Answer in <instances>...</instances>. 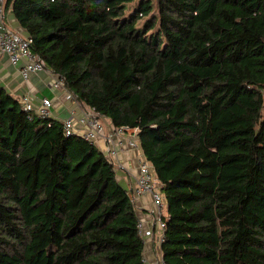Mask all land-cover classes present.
<instances>
[{
	"label": "trees",
	"instance_id": "1",
	"mask_svg": "<svg viewBox=\"0 0 264 264\" xmlns=\"http://www.w3.org/2000/svg\"><path fill=\"white\" fill-rule=\"evenodd\" d=\"M135 1L5 13L77 100L138 129L167 201L165 264H264V0H140L127 16ZM139 221L95 144L0 90V264H146Z\"/></svg>",
	"mask_w": 264,
	"mask_h": 264
},
{
	"label": "built area",
	"instance_id": "2",
	"mask_svg": "<svg viewBox=\"0 0 264 264\" xmlns=\"http://www.w3.org/2000/svg\"><path fill=\"white\" fill-rule=\"evenodd\" d=\"M5 3L6 0H0V19L3 21L5 19ZM3 21L0 24V54L7 55L13 66L22 65L20 72L25 80L31 74L45 70V62L32 50L33 39L28 35L14 31ZM51 86L55 89H67L64 78L59 75L57 79L51 82ZM71 98L76 99L72 93ZM19 100L29 120H32L35 115L46 120L49 119L52 107L50 99L44 98L38 107L34 105L33 99L28 95L20 97ZM50 125L51 123H49ZM62 126L66 136H79L95 144L116 165V169L121 166L120 156L122 153L133 152L134 158L138 162V173L134 177V187L128 191L131 192L135 204L145 195L150 197L152 206L149 208V214L156 223L158 230L154 261L146 260V264H165L161 244L168 218V206L154 167L143 154L138 129L113 127L112 131L109 132L105 118L97 114L92 108L87 109L81 116L72 112L71 116L62 122ZM102 142L103 145H101ZM145 223V220L140 218L138 227L146 237L148 232L145 231Z\"/></svg>",
	"mask_w": 264,
	"mask_h": 264
},
{
	"label": "crops",
	"instance_id": "3",
	"mask_svg": "<svg viewBox=\"0 0 264 264\" xmlns=\"http://www.w3.org/2000/svg\"><path fill=\"white\" fill-rule=\"evenodd\" d=\"M0 19V24L2 23ZM8 27L14 31L27 35L26 31L20 26L14 15L7 11L3 21ZM21 67L13 66L5 54H0V90L4 89L15 98L28 95L33 99L36 107L40 106L44 98L52 101L51 114L49 121L61 123L71 116L72 112L77 115H83L90 107L77 100L71 98V92L68 89L53 88L51 82L58 78L50 69H45L38 73H33L25 80L21 75ZM107 130L112 131L113 126L109 119L105 118ZM103 145V142L101 143ZM133 152H123L120 156V167H117V177L123 187L132 190L134 187V177L138 173V162L134 158ZM140 218L145 220V231L148 232L145 237V258L154 261V252L157 247L156 237L158 234L157 225L149 214L151 199L148 195L143 196L136 204Z\"/></svg>",
	"mask_w": 264,
	"mask_h": 264
},
{
	"label": "rangeland",
	"instance_id": "4",
	"mask_svg": "<svg viewBox=\"0 0 264 264\" xmlns=\"http://www.w3.org/2000/svg\"><path fill=\"white\" fill-rule=\"evenodd\" d=\"M139 2H140V0H137V1H135L134 3H132L131 5H129V10H128L127 14H126L127 16L130 15L132 12H134V10H135V8L138 6ZM153 2H154V0H153ZM156 13H157V11L154 12V14H156ZM149 18H151V16L142 19V20L140 21L139 25H140V26L143 25V24L146 22V20H148ZM135 176H136V175H135Z\"/></svg>",
	"mask_w": 264,
	"mask_h": 264
},
{
	"label": "water",
	"instance_id": "5",
	"mask_svg": "<svg viewBox=\"0 0 264 264\" xmlns=\"http://www.w3.org/2000/svg\"><path fill=\"white\" fill-rule=\"evenodd\" d=\"M45 69H48L47 67H45ZM80 102H81V100L80 99H78Z\"/></svg>",
	"mask_w": 264,
	"mask_h": 264
}]
</instances>
